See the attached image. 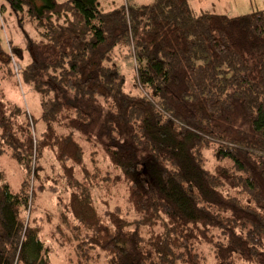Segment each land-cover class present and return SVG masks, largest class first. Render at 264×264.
I'll list each match as a JSON object with an SVG mask.
<instances>
[{
  "label": "trees",
  "instance_id": "obj_1",
  "mask_svg": "<svg viewBox=\"0 0 264 264\" xmlns=\"http://www.w3.org/2000/svg\"><path fill=\"white\" fill-rule=\"evenodd\" d=\"M6 2L38 39L0 36V77L41 112L0 84V157L23 175L13 191L0 165V264H264V9Z\"/></svg>",
  "mask_w": 264,
  "mask_h": 264
},
{
  "label": "rangeland",
  "instance_id": "obj_2",
  "mask_svg": "<svg viewBox=\"0 0 264 264\" xmlns=\"http://www.w3.org/2000/svg\"><path fill=\"white\" fill-rule=\"evenodd\" d=\"M153 1L154 0H99L100 9L105 11L127 3L131 5H140L144 3H152ZM0 3L4 6L0 13V36L5 46L8 39L11 43L15 45L19 44L21 46H24L29 39H38V32L35 29V25L27 16L25 17V12L20 10L14 12L6 0L0 1ZM189 6H191V9L195 13L212 11L231 17L250 13L254 10H263L264 0H189ZM115 53L113 62L117 64L118 70L124 75L126 84L125 91H128L133 95L137 94L138 88H135L136 62L134 60L133 52L130 50L129 46L125 45L124 47H117ZM17 65H19V63ZM0 84H2L3 89H5L7 98L17 103L24 104L35 117L39 116L41 112L40 99L32 88H29L26 85L17 86L14 84V80H6L1 77ZM42 126L43 124H40L39 128H42ZM87 146L88 145L86 144L85 148ZM230 161V159L224 158L220 163L227 164ZM0 165H2L6 172L12 190L17 191L23 175L21 174L15 158L12 155H3L0 157ZM56 209L57 208L53 203L45 201L33 211L32 216H44L47 210L55 213ZM48 236L49 233H47L46 238ZM52 257L55 264H67V261L64 259V256L62 257V254L57 257L55 253H53Z\"/></svg>",
  "mask_w": 264,
  "mask_h": 264
},
{
  "label": "built area",
  "instance_id": "obj_3",
  "mask_svg": "<svg viewBox=\"0 0 264 264\" xmlns=\"http://www.w3.org/2000/svg\"><path fill=\"white\" fill-rule=\"evenodd\" d=\"M14 67H16V73L18 74V71H19V65H17L16 63H14Z\"/></svg>",
  "mask_w": 264,
  "mask_h": 264
},
{
  "label": "bare ground",
  "instance_id": "obj_4",
  "mask_svg": "<svg viewBox=\"0 0 264 264\" xmlns=\"http://www.w3.org/2000/svg\"><path fill=\"white\" fill-rule=\"evenodd\" d=\"M14 67V66H13ZM14 68H16V67H14ZM16 71V70H15Z\"/></svg>",
  "mask_w": 264,
  "mask_h": 264
}]
</instances>
